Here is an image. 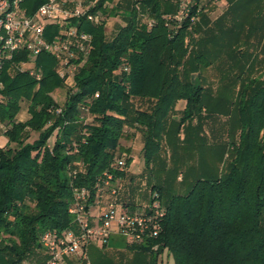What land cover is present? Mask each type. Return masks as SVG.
I'll list each match as a JSON object with an SVG mask.
<instances>
[{"label":"trees","instance_id":"1","mask_svg":"<svg viewBox=\"0 0 264 264\" xmlns=\"http://www.w3.org/2000/svg\"><path fill=\"white\" fill-rule=\"evenodd\" d=\"M43 1L24 0L23 5L31 13ZM107 1L97 0L92 8L101 9L100 24L73 21L92 35V47L69 82L59 76V62L49 52H14L0 72V125L6 139L0 145V260L37 256L46 262L42 235L75 225L68 211L73 190L88 189L85 206L91 211L102 174L125 176L115 160L121 157L126 126L139 127L149 169L163 136L186 144L193 139L195 150L206 147L200 118L215 114L233 134L226 155V141L217 144L222 168L195 177L184 193H165L153 182L146 202L125 210L157 202L163 212L160 232L127 246L145 264H157L164 251L172 264H264V79L232 74L228 83L236 90L226 103L203 84L201 69L220 60L229 46L224 40L229 29L219 24L223 17L210 19L206 13L214 0ZM112 16H121L123 24L110 36L105 24ZM46 31L51 39L58 28L49 24ZM236 52H225L223 63H233ZM29 62L40 72L39 80L23 68ZM56 88L66 90L62 104L51 95ZM132 98L147 101L148 110L135 108ZM23 101L28 116L20 120ZM174 110L179 117L172 128L167 122ZM32 132L37 138L28 141ZM125 159L129 165L131 159Z\"/></svg>","mask_w":264,"mask_h":264},{"label":"built area","instance_id":"2","mask_svg":"<svg viewBox=\"0 0 264 264\" xmlns=\"http://www.w3.org/2000/svg\"><path fill=\"white\" fill-rule=\"evenodd\" d=\"M96 2L44 0L29 13L23 5L24 0H0V72L14 52L27 51L32 56L49 52L59 62V76L69 82L85 62L92 47V35L77 29L75 22L83 20L100 24L103 18L101 9H92ZM49 24L58 28V33L51 39H48L46 31ZM123 70H127V67L124 66ZM29 74L37 80L41 76L34 69L29 70ZM115 165L119 171H124L126 159L122 156L116 158ZM98 181L95 203L104 193L117 194L119 178L105 171ZM87 197L88 189L73 190V204L68 210L74 215L73 228L59 234L46 231L42 235L41 242L48 255L45 264H58L64 257L84 255V246L88 242L106 244L112 234H120L128 242L141 243L160 232L163 212L157 202L140 211H128L120 204L110 203L103 212L93 215L86 209Z\"/></svg>","mask_w":264,"mask_h":264},{"label":"rangeland","instance_id":"3","mask_svg":"<svg viewBox=\"0 0 264 264\" xmlns=\"http://www.w3.org/2000/svg\"><path fill=\"white\" fill-rule=\"evenodd\" d=\"M112 1L116 2V0ZM112 1H107V4ZM181 2L183 1L181 0ZM186 2L188 1L185 0V3ZM229 5L226 0H224L222 4L211 2L208 4L206 13L209 15L210 19H214L223 10H226L225 15L223 16V18H225L230 14L227 12V10H229ZM121 24H123L121 16H112L106 20L105 30L110 33V36H113L117 26ZM202 27L204 28V26ZM226 63L215 59L211 62V65L208 68L201 69V76L203 75L204 77L203 84L206 86L210 85L214 99L219 96L220 102L222 103L230 101L226 98L230 99L234 97V93L232 92L234 87L231 88L230 83H228V80L230 79L229 77L233 76V71L225 66L227 65ZM23 66L25 69L31 70L33 68V63L29 62ZM9 71H11V69H9ZM234 89L236 90V87ZM65 93L66 90L64 88H56L51 92V95L58 104H62L65 99ZM132 103L137 109L148 110V102L145 100L132 98ZM26 105V101L21 103V109L18 114L20 120H23L28 116ZM180 105L181 104H178L177 108H179ZM178 113L179 111L174 110L172 118L167 122V125L172 128L175 126V119L179 117ZM209 113L207 111L208 115ZM203 117L200 118V125L202 126L200 134L204 136L203 144L206 145V147L201 146L195 150L194 146H191L193 139L188 140L186 144L182 141H178V137H176V140H173V135L170 139L163 136L161 139V149L149 164V169H144V161H139V158H143L140 151L141 145L143 144V136L138 129L139 127L137 125L126 126L125 133L120 140L119 153L124 158H130V162L135 163L137 165L136 167L139 168L137 169L138 172H141L137 175H132L128 172V164H126V174L118 181L119 189L117 194L112 196L105 195L103 199H105V202L107 203L102 209H107L110 203L119 204V199L123 198L129 199L135 204L141 205L145 203L150 186L153 182L163 185L165 193H184L195 177L204 176L205 172H207V174L218 173L219 169L222 168V163L220 161V147L217 144L226 141L224 142L227 143L228 147V150L224 151L226 155V153H229L230 151V142L233 138V134H228L226 124L219 122L224 120L222 116H215V114H212V117L206 120ZM2 130L3 127L0 125V133ZM194 131L195 130H193L192 133ZM182 137L183 136L179 134V138L182 139ZM35 138H37V133L32 132L28 141H32ZM52 141L53 136L50 138L49 143H52ZM193 142L196 141L193 140ZM207 144L211 145L207 146ZM132 168H134V166H132ZM101 200L102 199L100 198V201ZM100 201L96 204L99 205ZM1 238L2 235L0 234V239ZM38 258L39 257L34 256L31 259L37 260ZM71 258L72 260L78 261L89 260L88 255L85 253L84 255H73ZM171 261L172 259L164 254L161 264H171Z\"/></svg>","mask_w":264,"mask_h":264},{"label":"crops","instance_id":"4","mask_svg":"<svg viewBox=\"0 0 264 264\" xmlns=\"http://www.w3.org/2000/svg\"><path fill=\"white\" fill-rule=\"evenodd\" d=\"M229 6V12L225 18L219 21L220 26L223 29L228 28L229 38L224 39L229 46L223 48L221 52L220 60H225V52L233 53L236 49L240 52H236L234 57V62L229 61L228 65H225L233 71L232 74L243 73L250 77H260L264 79V0H231ZM224 0H214V3L222 4ZM227 2V0H226ZM226 7V5H225ZM226 10H223L217 15L219 19L223 17ZM237 13V14H236ZM216 18V17H215ZM2 133V132H1ZM0 133V145L5 144L6 139L3 134ZM121 143V142H120ZM141 145V153H142ZM142 162L143 158H139ZM134 166V168H132ZM137 165L130 162L128 165V172L132 175H137L138 172ZM145 166V165H144ZM145 169V167H144ZM120 180V179H119ZM119 189V185H118ZM105 195H110V193H104L101 196V201L99 199V205L96 203L94 207L91 208V213L97 215L103 211V207L107 202L103 197ZM120 206L131 208L133 204L136 208L137 205L129 199H119ZM117 204V205H119ZM138 244L128 242L120 234H112L105 244H100L97 241L88 242L84 246V253L88 255L89 260L78 261L72 260L71 256L64 257L58 264H145L141 263L140 255L136 250L130 249L127 245ZM166 254L171 258L166 251H164L159 258L157 264H161L163 255ZM0 264H45L44 260H34L27 259L23 261H2ZM172 264V261H171Z\"/></svg>","mask_w":264,"mask_h":264}]
</instances>
